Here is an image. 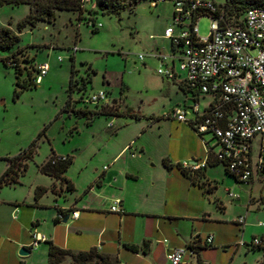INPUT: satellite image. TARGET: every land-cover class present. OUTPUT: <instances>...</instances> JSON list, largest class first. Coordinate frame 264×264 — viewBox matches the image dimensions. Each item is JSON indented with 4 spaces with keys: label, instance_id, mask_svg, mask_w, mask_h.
Listing matches in <instances>:
<instances>
[{
    "label": "rangeland",
    "instance_id": "obj_1",
    "mask_svg": "<svg viewBox=\"0 0 264 264\" xmlns=\"http://www.w3.org/2000/svg\"><path fill=\"white\" fill-rule=\"evenodd\" d=\"M98 1L117 2L123 9L118 14L97 13L94 22L99 26L95 31L82 23L75 27L74 13L63 10L55 11L52 23L40 21L17 31L16 23L29 12V6H0V28L8 26L19 35L13 47L0 51V176L11 160L15 163L12 173L15 180L0 186V264H46L45 242L30 249L27 255L18 253L21 247L30 245H20L18 240L31 241L29 225L25 224L35 202L53 205L55 199L78 207L85 196L83 189L93 184L101 164L106 162L101 159L130 138L135 178H128L120 191L137 211L128 216L134 221L135 230L143 228L152 233L150 253L143 260L134 258L133 264H160L156 258L165 245L163 239L168 245L174 232L181 228L195 231L193 237L197 235L200 242L206 235L213 237L211 246L200 247L194 253L195 262L264 264V174L256 173L251 181L242 182L226 174L218 163L204 168L209 191L197 187L187 191L171 173L178 167L172 162L175 158H179V165L199 162L206 147H212L213 151L218 147L210 134L199 136L188 124L166 115L183 95L168 78L156 73L159 63L151 58L149 50L152 45L162 44V23L167 20L172 1L156 0L153 4L150 0H138L132 5V12L127 10L128 0ZM214 1L221 6L225 3V0ZM207 27L208 19L200 17L198 35L205 36ZM14 51H20L16 57L21 80L38 74L35 65L43 62L49 65L36 85L22 89L18 95H14V90L20 89L15 84L14 70L1 59L9 60L7 57ZM138 54L143 55V60L137 58ZM87 67L93 71L87 70L90 83L86 84L85 92L105 90L107 100L112 103L109 111L116 115L101 114L92 119L63 110L66 101H75L79 92L75 88L68 90L70 69L72 78L78 79L86 75ZM204 101L201 99L200 104ZM137 111L142 115L134 118L128 114ZM147 112L161 115L152 119L145 115ZM86 119L92 121L86 124ZM258 149V137H255L251 144L253 160ZM53 155L70 157L63 175L72 182L75 193L63 190L65 181L40 172L39 166ZM16 156L18 159H14ZM162 159L172 164L171 172ZM53 183L56 189H62L60 193L53 192ZM38 188L43 190L38 192ZM228 192L234 196L230 197ZM15 204L18 212L13 219L11 210ZM38 210L46 213L48 209L40 206ZM151 210L157 213H149ZM164 212L190 217H160ZM202 213L204 219L199 215ZM243 215L241 229L233 220ZM43 220L40 217L37 227L46 235L53 221L47 217ZM56 234L61 237V230H56ZM71 235L75 237L74 232ZM253 238L259 241L258 245L252 242Z\"/></svg>",
    "mask_w": 264,
    "mask_h": 264
},
{
    "label": "built area",
    "instance_id": "obj_2",
    "mask_svg": "<svg viewBox=\"0 0 264 264\" xmlns=\"http://www.w3.org/2000/svg\"><path fill=\"white\" fill-rule=\"evenodd\" d=\"M171 1L170 23L163 29L162 36L170 42L172 52H150V55L159 63L156 73L165 78L173 76L165 62L176 60L177 69L183 74L182 82L189 94L190 104L177 105L167 116L179 123H191L193 131L199 136L210 134L218 146L212 152L214 158L223 163L226 171L236 180L251 181L254 174H264V7L246 8L242 13V26H235L225 21L214 0ZM80 3L83 7L92 6L91 0H80ZM200 17L208 19L205 36L197 33ZM80 23L76 21L74 26ZM95 26L98 27L99 23ZM74 50L75 47H72L71 51ZM137 58L142 60L143 55L138 54ZM35 66L38 73L35 82L38 83L49 65L43 62ZM197 95L210 98L201 112H198ZM84 102L90 105L110 104L107 92L102 89L88 92ZM255 137L259 139V149L253 160L251 144ZM63 159L64 156L56 155L52 163ZM109 166L103 165L101 171ZM198 166L196 162L184 163V167L191 170ZM95 180L87 191H91ZM228 195L234 196L231 192ZM119 205V199L113 198L108 203L107 211L118 212ZM77 214L78 211L73 210L69 216L75 219ZM234 221L242 227L244 216H238ZM31 238V246H37L39 241L44 240L35 231L31 232ZM211 242L212 235H206L204 246H210ZM252 242L259 244L256 238ZM192 253V247L188 245L173 247L166 253V259L169 264H184L185 254ZM191 264L201 263L193 261Z\"/></svg>",
    "mask_w": 264,
    "mask_h": 264
},
{
    "label": "crops",
    "instance_id": "obj_3",
    "mask_svg": "<svg viewBox=\"0 0 264 264\" xmlns=\"http://www.w3.org/2000/svg\"><path fill=\"white\" fill-rule=\"evenodd\" d=\"M171 10L172 8L169 10V12H167L166 15L167 20L165 19L164 22L162 23L161 33L163 29L169 24V17L171 16ZM160 39L162 40L161 42L162 44H160L161 46L157 47L156 45H152L151 49L149 50V53L160 52L164 54H171L172 47L170 45V42L167 39H165L162 36V34H160ZM151 58L158 62V60L155 57L151 56ZM165 64L168 67H170V69L173 72V76L171 78H168L171 81L172 86L178 89L183 95L182 100L179 99L177 102H175V104L176 103H177L176 105L190 104L188 103V100H190L189 94L185 90L182 82L183 74L182 72L178 71L176 60L169 59L165 62ZM201 99L205 100L203 104H200ZM196 100L198 103V112H201L204 106L210 100V98L208 96L197 95ZM162 105H164V103H162ZM170 110L166 112V115L170 112ZM140 113L141 112L138 111L136 113L128 112V114H130V116L134 118L141 116L142 114ZM146 114H148L147 116L152 119L159 117V115H161L159 113L155 114L152 112H147L145 113V115ZM92 119L90 120V122L92 121ZM132 141L133 139L130 138L125 143H123L119 148L111 150L108 154L105 155V157L101 159L102 161H106L105 162L106 164H110V166L105 171L102 172L101 167L106 164L105 163L101 164L100 172L98 176L99 179L95 180L96 184L93 186V189H91V191H87L86 189H83L82 194L85 196L82 198L80 205L78 207H76L74 203H70L67 201L63 202V204L58 203L56 202L55 199L53 205H51L48 202H43V203L39 201L35 202V206H33L34 208L30 211L29 219L27 220L25 225H29V232L35 231L41 237L44 238V240L39 241L38 245L41 242H45L47 244V250H48V242H52L53 245L62 249L69 250L71 252L85 251L92 248L98 253L115 257L117 264H133L134 258L143 260V257L147 256L150 253L152 249V243L150 242L152 240L151 239L152 233L148 229H143V228L142 229L136 228L135 230L134 221L133 220L130 221L128 219L129 218L128 216H130L131 214L135 215L137 211L132 207H130V204L128 203V201H126L125 197L120 191V187H122V185H125L128 182V178L131 179L135 178L134 176V173L136 171L135 164L134 161L131 160V158H133L134 156V153L131 151V147L133 145ZM258 144H259V139H258ZM125 147L127 148L125 149ZM138 147L140 146L138 145ZM141 149L142 148H140V150ZM126 152L128 153V155H125ZM130 152H132L133 154L132 156H130ZM61 156H67V155H61ZM178 159L179 158H175L174 160H172V162L175 163L176 165L178 164L177 163ZM203 159L204 156L199 162L191 161L188 164L196 162L198 163V165L202 166ZM209 161L210 164L206 163L203 167L200 168L201 175L194 182H191L189 178L182 173L179 167H176V170L172 171L173 169L172 167H170V165L172 164L168 163L167 165L169 166V171L170 172L172 171L171 173L174 176V178H177V180L179 181V185L181 188L183 189L186 188V190L188 191L196 187L199 188L200 190L201 189L203 190V188L206 187L209 191L210 184L208 183V179L205 178L204 168L206 166H213L218 164V163L213 164L212 157L209 159ZM180 167L184 168V170L187 172L191 170L189 167H184V163L181 164ZM94 170L96 169L94 168ZM63 177L69 182V186H68L69 189L66 186L64 187L63 185L62 187L63 190L70 193H75L76 190L74 189V185L72 184V182H70V180L67 179L64 175ZM54 186L55 184L53 183L52 185L53 192L60 193L62 191V189L60 191L56 189V187ZM113 198H118L120 201L118 212L107 211L108 203ZM75 200L76 199H74V202ZM40 206L45 209H48L47 212L43 213V211L38 210V207ZM73 210L78 211L77 217L75 219H72L69 216L70 212ZM17 212H18V204H15L13 209L11 210L13 219L17 218L16 217ZM66 213H68V217L66 219L65 222L66 224H65L61 222V219L64 217ZM149 213L155 215L157 212L151 210ZM59 214H63V216L59 218ZM160 215H161L160 217L163 218L167 217L168 219H172L174 217L176 218L190 217L184 214H172V213L169 214L167 212L160 213ZM199 215L201 219L205 218V215L203 213L202 215L201 214ZM199 215L194 217H199ZM40 217H43L44 222L46 221L45 217L53 221V225L51 229L46 230L48 233L46 235H44L41 230H38L37 225H40ZM130 223H132L131 231H129ZM56 230H61V237H58V234H56ZM71 232L75 233V237L71 235ZM174 233L175 236L170 238V242L168 245H166V241L165 239H163L165 245L159 250L160 253L156 258V260L158 259L160 261L159 262L160 264L169 263L168 260L166 259V253L168 252L169 249L173 247H178L183 245H188L192 247L193 253L192 255L185 254L183 260L184 264H191L194 261L192 258L194 257V253L197 252V249H199L200 247H207L204 246L203 244L204 239L202 242H200L198 241L197 235L193 237L195 231L192 232V230L190 229L184 230L183 228H181L180 230H177ZM31 241L27 242L26 238H23L21 240L19 239L18 243L24 246L30 244L29 247H25L30 253V249H35L37 247V246H31ZM130 246H134L135 250L134 251L131 250V248H129Z\"/></svg>",
    "mask_w": 264,
    "mask_h": 264
},
{
    "label": "trees",
    "instance_id": "obj_4",
    "mask_svg": "<svg viewBox=\"0 0 264 264\" xmlns=\"http://www.w3.org/2000/svg\"><path fill=\"white\" fill-rule=\"evenodd\" d=\"M92 6L83 7L80 3V0H0L1 5H20L26 4L29 6V12L16 23L17 31H20L25 26L29 25L33 27L37 22H45L52 23L54 20V13L57 10H63L67 12L74 13V23L76 21H80L82 24L86 26H90L92 30H97V27L94 24V17L97 13L101 14H118L123 7H120L117 2L111 3H99L98 0H91ZM128 12H132V5L135 4L138 0H128ZM153 1V0H150ZM223 17L226 22L235 26H242V13L243 11L251 6H263L264 0H225L224 5H219ZM122 8V9H121ZM88 22L90 24H88ZM76 35V32H75ZM19 41V35L13 32L8 26L0 28V51H5L11 47H13ZM20 51H14L13 54L7 57L9 60L5 58H1L5 65L10 66L14 70L15 75V84L19 86V90H14V95H18L19 92L24 88H29L31 86L36 85L35 82V73L31 75V77L26 78L25 80L20 79V68L18 65V59L16 54ZM34 61V59L32 60ZM93 71L86 68V75L80 76L78 79L72 78V69H70V75L68 79V90L72 91L74 88L79 91L78 97L75 101L71 102L69 99L66 101L63 106L64 111H72L76 115H84L86 118L96 117L98 115H113L110 113L109 108L112 107V103L110 104H95L90 105L84 102V97L87 95L85 92L86 84L90 83V75L88 71ZM37 72V69L36 71ZM194 100V99H193ZM81 103L79 107H75V103ZM90 119H86V124H89ZM188 126L193 129V125L188 123ZM29 154L32 153V147H29ZM264 154V151H263ZM53 155L49 160L44 162L39 166L40 172L51 176L53 178L65 181L66 187L69 189V182L63 177V172L67 168L71 159L69 156H64L63 160L54 161L52 163ZM213 158V164L220 163L223 167V170L226 174L230 175L224 164L220 161L216 160L212 154V148L208 147L205 150L204 159L202 162V166L199 165L196 169L185 171L184 168H181L179 164H176L182 171V173L189 178L191 182H194L198 177H200L201 172L200 168L203 167L206 163L210 164L209 159ZM14 159H18V156L14 157ZM164 165H167L165 160L162 161ZM15 163L11 160L10 164L4 171V173L0 176V186L2 184H10L15 180L14 169ZM193 173V174H192ZM234 178V177H233ZM235 179V178H234ZM236 180V179H235ZM38 192L43 190V188H38ZM204 191H208L205 187ZM63 216V214H60ZM131 250H135L134 246H130ZM27 249V248H26ZM117 264L115 257H111L109 255L101 254L96 252L94 249L90 248L85 251L71 252L66 249L59 248L53 245L52 242H48V250H47V264Z\"/></svg>",
    "mask_w": 264,
    "mask_h": 264
},
{
    "label": "water",
    "instance_id": "obj_5",
    "mask_svg": "<svg viewBox=\"0 0 264 264\" xmlns=\"http://www.w3.org/2000/svg\"><path fill=\"white\" fill-rule=\"evenodd\" d=\"M67 217H68V213H66V214L64 215V217L61 219V222H62V223H65ZM18 253H19V255L23 256V255H27V254L29 253V251H28L25 247H21V248L19 249V252H18ZM63 264H65V263H63Z\"/></svg>",
    "mask_w": 264,
    "mask_h": 264
}]
</instances>
